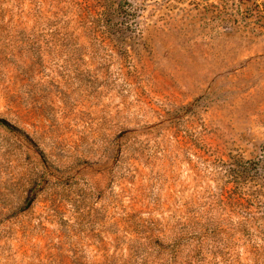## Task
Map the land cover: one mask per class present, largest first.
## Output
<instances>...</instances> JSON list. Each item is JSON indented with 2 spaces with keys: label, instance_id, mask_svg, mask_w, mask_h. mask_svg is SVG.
Instances as JSON below:
<instances>
[{
  "label": "rangeland",
  "instance_id": "1",
  "mask_svg": "<svg viewBox=\"0 0 264 264\" xmlns=\"http://www.w3.org/2000/svg\"><path fill=\"white\" fill-rule=\"evenodd\" d=\"M0 264H264V0H0Z\"/></svg>",
  "mask_w": 264,
  "mask_h": 264
}]
</instances>
